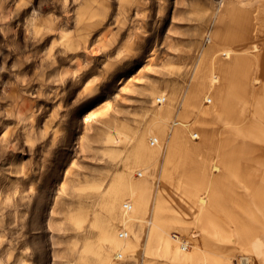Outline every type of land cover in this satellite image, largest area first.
Segmentation results:
<instances>
[{"label":"bare ground","instance_id":"1","mask_svg":"<svg viewBox=\"0 0 264 264\" xmlns=\"http://www.w3.org/2000/svg\"><path fill=\"white\" fill-rule=\"evenodd\" d=\"M26 1L40 55L1 66L3 107L32 146L44 106L22 91L51 100L40 143L57 161L10 162L0 194L34 209L32 230L49 208V264H132L139 238L141 264H264V0ZM37 236L18 264H47Z\"/></svg>","mask_w":264,"mask_h":264},{"label":"rangeland","instance_id":"2","mask_svg":"<svg viewBox=\"0 0 264 264\" xmlns=\"http://www.w3.org/2000/svg\"><path fill=\"white\" fill-rule=\"evenodd\" d=\"M18 1V2H17ZM35 1H40L42 6L41 8L43 10H47L49 4L52 1H60V0H35ZM109 1H115V0H109ZM24 3L25 5L28 4L26 0H7V1H2L3 8H4V15L2 18H0V71H1V66L5 64L8 69L13 67L14 62L16 61L17 58L21 57V55L24 56H31L32 59H35L39 57L40 53L35 54L33 50L28 49V47L25 46L26 43V33L24 29L22 28L23 25V20L27 17L22 16L21 14L18 15L16 10H14V7L18 3ZM16 3V4H15ZM45 5V6H44ZM7 13V15H6ZM13 14V16L11 15ZM23 17V19H22ZM5 24V25H3ZM8 25V26H7ZM19 49L20 53H15L14 49ZM30 48V47H29ZM21 54V55H20ZM29 74L32 75L33 73V68L29 69ZM5 79L4 81L10 80L13 81V78H9L7 74H4ZM15 79V76H13ZM96 78V76L94 77ZM121 79H118L116 81V86L120 87L121 86ZM1 79V76H0ZM9 89V86L7 83L0 84V181L4 183L6 186H14L16 185V177L19 176V174L15 172H9L11 169V163L17 162V160H20L21 165H26L27 163L30 164H35L36 162H39L42 158H47L51 161V163L57 161L56 158V147L55 144L53 145L50 140H47L46 143H40L42 140V127H41V122L44 120L46 116H49L50 114V109H49V103L51 100L46 99L45 97H42L37 100L38 98L35 97V93H30L31 91H22L23 95V101L28 105V106H33L32 108H35V106L40 103L41 106L43 107V114L40 116V124L39 127L37 128V131L35 135L31 136V140L33 141L32 146L28 144L26 141V137L24 135L25 130H27V126H24V121H19L16 122L14 117L12 115H7L4 111L3 107V101L5 100V92ZM75 96V95H74ZM73 97L70 98V100H73ZM37 98V99H36ZM83 117L82 115L78 117L79 123H83L82 121ZM6 124V125H5ZM80 125V124H79ZM6 126L11 127L12 130V135H10L9 139L11 141L6 142L2 140L1 134L3 133L4 129ZM83 127V125H80ZM79 126V127H80ZM80 127V128H81ZM79 130L75 129L72 131V133H69V139H68V145L72 146L76 139L79 136ZM60 133H64L60 132ZM29 148H33L32 153H29ZM74 148V146L72 147ZM70 153V156H73V151L69 149H64L63 152ZM264 151V150H263ZM59 175H62V169L59 171ZM62 176L60 177L61 180ZM48 185L50 187L55 188V184L53 181L48 182ZM155 185L152 182V187ZM51 193V192H50ZM55 196L54 192L48 200L50 201V198H53ZM246 197V196H244ZM18 196L13 192H4L0 194V222H1V227H0V234L1 236V242H0V260L3 262V264H18L17 259L15 260L16 254L19 251V244L20 240L23 236H26L28 238H31L32 234L35 232L37 233V238L39 243L43 245V251L45 252L46 250L48 251L47 247V216L45 215L48 211L49 208H45L46 210L42 212L41 214V221L40 224H36L35 226H39L37 229L32 230V217L34 218V215L36 212L34 209H27L24 206H18L15 207L17 203ZM35 201L32 200L31 204H33ZM38 213V212H37ZM33 224V223H32ZM261 225V224H259ZM25 232V234H24ZM256 232L258 234L264 233V230L258 227L256 229ZM23 235V236H22ZM134 247L132 251V256L131 261L132 264H141L143 260V240L142 238H139L138 241H134ZM49 246V245H48ZM11 247L10 250H12L13 254L9 259H7V251ZM48 259H45V262L49 264L50 262V254L49 251L47 252Z\"/></svg>","mask_w":264,"mask_h":264}]
</instances>
